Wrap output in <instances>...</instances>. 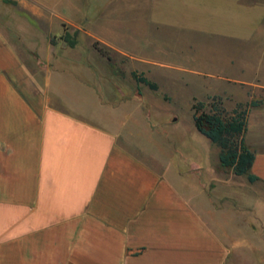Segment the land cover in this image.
I'll use <instances>...</instances> for the list:
<instances>
[{"label":"rangeland","instance_id":"obj_1","mask_svg":"<svg viewBox=\"0 0 264 264\" xmlns=\"http://www.w3.org/2000/svg\"><path fill=\"white\" fill-rule=\"evenodd\" d=\"M0 35L50 80L51 100L54 91L72 109L85 102L75 112L111 115L132 150L172 160L189 200L212 176L202 149L218 150L194 126L196 101L209 110L216 97L226 112L260 101L248 107L245 144L264 156V0H0ZM134 71L158 90L137 84ZM185 145L202 157L182 154ZM196 160L203 176L190 171ZM218 183L206 187L214 209L198 208L204 232L230 263L264 264V179L249 183L221 167Z\"/></svg>","mask_w":264,"mask_h":264},{"label":"crops","instance_id":"obj_2","mask_svg":"<svg viewBox=\"0 0 264 264\" xmlns=\"http://www.w3.org/2000/svg\"><path fill=\"white\" fill-rule=\"evenodd\" d=\"M50 84L0 35V264H232L198 214L205 201L214 209L206 187L219 184V148H201L212 176L189 200L172 160L132 150L111 115L75 112L85 102L51 100ZM204 164L190 171L203 176Z\"/></svg>","mask_w":264,"mask_h":264},{"label":"trees","instance_id":"obj_3","mask_svg":"<svg viewBox=\"0 0 264 264\" xmlns=\"http://www.w3.org/2000/svg\"><path fill=\"white\" fill-rule=\"evenodd\" d=\"M71 45L75 43L70 41ZM137 84H144L150 90H158V85L137 72L131 73ZM260 101H251L249 105L238 104L231 112H226L220 100L212 97L207 104L196 101L192 106L193 122L196 130L219 148V162L222 168L231 169L238 177H246L249 183L260 178L251 172L255 161V152L245 144V134L248 129V107L259 106Z\"/></svg>","mask_w":264,"mask_h":264}]
</instances>
